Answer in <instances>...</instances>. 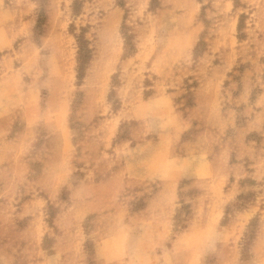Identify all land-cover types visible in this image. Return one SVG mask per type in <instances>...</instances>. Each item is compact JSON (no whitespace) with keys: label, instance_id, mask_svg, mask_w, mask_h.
Returning <instances> with one entry per match:
<instances>
[{"label":"rangeland","instance_id":"obj_1","mask_svg":"<svg viewBox=\"0 0 264 264\" xmlns=\"http://www.w3.org/2000/svg\"><path fill=\"white\" fill-rule=\"evenodd\" d=\"M0 264H264V0H0Z\"/></svg>","mask_w":264,"mask_h":264}]
</instances>
